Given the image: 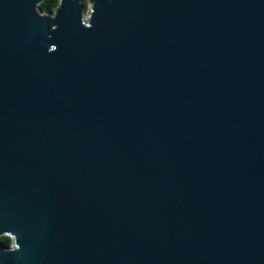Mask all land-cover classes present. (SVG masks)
<instances>
[{
    "label": "water",
    "instance_id": "obj_1",
    "mask_svg": "<svg viewBox=\"0 0 264 264\" xmlns=\"http://www.w3.org/2000/svg\"><path fill=\"white\" fill-rule=\"evenodd\" d=\"M0 0V264H264V0Z\"/></svg>",
    "mask_w": 264,
    "mask_h": 264
},
{
    "label": "trees",
    "instance_id": "obj_2",
    "mask_svg": "<svg viewBox=\"0 0 264 264\" xmlns=\"http://www.w3.org/2000/svg\"><path fill=\"white\" fill-rule=\"evenodd\" d=\"M60 0H44L38 5V8L44 13L53 12L59 5ZM88 0H82L84 8L88 6ZM0 244L2 246H10L12 244V237L9 235L0 236Z\"/></svg>",
    "mask_w": 264,
    "mask_h": 264
},
{
    "label": "rangeland",
    "instance_id": "obj_3",
    "mask_svg": "<svg viewBox=\"0 0 264 264\" xmlns=\"http://www.w3.org/2000/svg\"><path fill=\"white\" fill-rule=\"evenodd\" d=\"M89 1V0H88ZM91 8V3L90 1L88 2V6L85 8V11H84V16L87 17V14L89 13V10Z\"/></svg>",
    "mask_w": 264,
    "mask_h": 264
}]
</instances>
